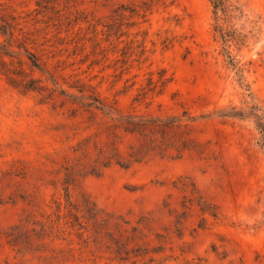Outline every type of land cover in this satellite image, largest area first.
Instances as JSON below:
<instances>
[{"label": "rangeland", "instance_id": "374dc122", "mask_svg": "<svg viewBox=\"0 0 264 264\" xmlns=\"http://www.w3.org/2000/svg\"><path fill=\"white\" fill-rule=\"evenodd\" d=\"M227 4L0 0V264H264V0Z\"/></svg>", "mask_w": 264, "mask_h": 264}, {"label": "trees", "instance_id": "16d2710c", "mask_svg": "<svg viewBox=\"0 0 264 264\" xmlns=\"http://www.w3.org/2000/svg\"><path fill=\"white\" fill-rule=\"evenodd\" d=\"M227 3L228 0H214V7L218 12L223 11L227 13L229 7ZM220 31L223 33V28L220 27Z\"/></svg>", "mask_w": 264, "mask_h": 264}]
</instances>
